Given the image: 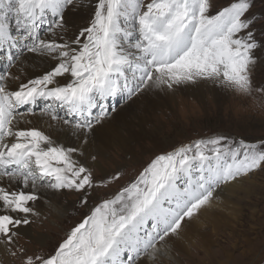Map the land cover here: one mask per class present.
<instances>
[{"label": "snow or ice", "instance_id": "6c2138e0", "mask_svg": "<svg viewBox=\"0 0 264 264\" xmlns=\"http://www.w3.org/2000/svg\"><path fill=\"white\" fill-rule=\"evenodd\" d=\"M255 6L256 0L219 7L215 0H0L5 253L19 264L156 261L220 191L264 174V139L223 134L169 144L127 184L101 163L127 135L112 128L117 100L207 85L245 98L264 92L253 83L264 63V12ZM85 9L86 22L74 23L73 14ZM40 65L46 67L31 71ZM114 184L116 191L100 196ZM57 194L74 195L86 211L54 247L30 251L19 244L22 229L39 218V202Z\"/></svg>", "mask_w": 264, "mask_h": 264}, {"label": "rangeland", "instance_id": "374dc122", "mask_svg": "<svg viewBox=\"0 0 264 264\" xmlns=\"http://www.w3.org/2000/svg\"><path fill=\"white\" fill-rule=\"evenodd\" d=\"M225 2L215 0V5L219 7ZM253 11L264 12V0H256ZM76 15H81L86 22L87 9L73 14ZM2 70L3 64H0ZM253 83L256 88L264 87V63L256 68ZM191 88L195 89L194 95L179 90L174 95H148L135 103L117 100L115 114L125 115L133 125L139 119L145 120V130L155 133V140L142 141L143 145L134 147L131 157L122 155L118 147L107 149L106 161H101L105 171H120L123 174L120 184H127L153 154L168 150L171 143L216 134L250 142L264 139V108L257 105V100L264 103V92L257 91L245 98L224 90L223 95L215 97L211 85ZM148 101L156 102L155 106ZM118 187L114 184L102 190L100 196ZM58 196L61 202L56 203V207L50 204L51 213L56 215L40 217L30 225L31 234L43 232L44 241L35 242L20 236V245L30 251L39 250L41 244L51 249L81 219L86 210L79 206L76 197L71 194ZM42 221L47 224L44 226ZM169 249L168 255L156 261L145 258L146 264H264V174L220 191L212 205L187 224L179 237L169 242ZM0 264H19V261L7 256Z\"/></svg>", "mask_w": 264, "mask_h": 264}, {"label": "bare ground", "instance_id": "6f19581e", "mask_svg": "<svg viewBox=\"0 0 264 264\" xmlns=\"http://www.w3.org/2000/svg\"><path fill=\"white\" fill-rule=\"evenodd\" d=\"M71 19L73 20L74 23L76 24H83L85 23L84 22V19L81 15H76V16H72ZM39 63V62H37ZM44 67H46V65H40V67L38 68H35L31 71H35V72H39L41 71ZM213 88V95L216 97V96H220V95H223L224 93V90L223 89H220V88ZM183 90L185 91V94L187 95H194L195 94V89L191 88V87H188V88H184V89H181L180 91L183 92ZM148 103H150V105L152 107L155 106L156 102L154 101H148ZM114 120L112 121V128H115V129H123L127 135L124 136L123 138V141H122V146H118V149L119 151L121 152L122 155L124 156H133L134 155V147L135 146H141V142L144 141L145 139H148L149 141L151 140H155V136L153 132H147L145 130V120H141L139 119V121H137L136 124L133 125V123L129 122L127 119H126V116L125 115H118V114H115L114 113ZM34 124H36L37 126H40V122L38 120H35L33 121ZM136 127V129H135ZM47 130V129H46ZM50 131V130H48ZM56 136H58V138L62 141V142H65V143H69L70 141H67L65 140V134L63 133H55ZM143 145V144H142ZM113 147L109 146L107 149H111ZM106 149V150H107ZM105 150V151H106ZM106 152H104L105 154ZM44 201V205H43V202ZM60 201V198L57 195H48L46 198H44L43 200H41L39 202V205L37 207V211L39 212V218L40 217L42 218L43 216L44 217H53V214L56 215L54 212L53 214L51 213L53 210L50 206L51 203H54L55 207H56V203H59ZM61 202V201H60ZM49 203V205H46ZM59 219H61L60 217H58ZM34 220H37V218L33 217ZM44 222V223H43ZM42 223L44 224V226L47 224L45 221H42ZM41 223V224H42ZM36 225V224H35ZM32 227V226H31ZM43 230V229H42ZM39 232V231H38ZM34 233V234H31V231H30V226L27 228V229H22V234L21 236L22 237H26L27 239H31L35 242H42L44 241V237L42 236V233ZM34 245V244H33ZM36 245V244H35ZM40 247V246H39ZM38 247V248H39ZM0 260L1 259H4V258H7V255L3 249V246H0Z\"/></svg>", "mask_w": 264, "mask_h": 264}]
</instances>
